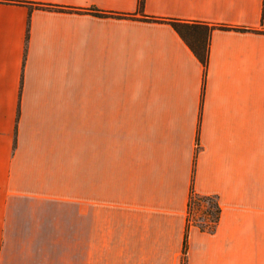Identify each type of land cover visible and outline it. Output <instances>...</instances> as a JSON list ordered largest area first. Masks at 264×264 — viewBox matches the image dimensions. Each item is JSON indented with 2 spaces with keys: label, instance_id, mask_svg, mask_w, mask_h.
<instances>
[{
  "label": "crops",
  "instance_id": "0c3cea01",
  "mask_svg": "<svg viewBox=\"0 0 264 264\" xmlns=\"http://www.w3.org/2000/svg\"><path fill=\"white\" fill-rule=\"evenodd\" d=\"M33 227L34 264H264V0H0V243Z\"/></svg>",
  "mask_w": 264,
  "mask_h": 264
},
{
  "label": "rangeland",
  "instance_id": "374dc122",
  "mask_svg": "<svg viewBox=\"0 0 264 264\" xmlns=\"http://www.w3.org/2000/svg\"><path fill=\"white\" fill-rule=\"evenodd\" d=\"M209 206L208 201L204 199L192 198L190 207L187 210L189 224L198 223L205 226V230L213 225L214 216L212 213L206 212V207ZM65 234L61 229H10L11 235L17 237H8V241L0 243V264H34V257L37 252L48 250L49 245L40 244L37 242L40 235ZM26 235V237H22Z\"/></svg>",
  "mask_w": 264,
  "mask_h": 264
},
{
  "label": "trees",
  "instance_id": "16d2710c",
  "mask_svg": "<svg viewBox=\"0 0 264 264\" xmlns=\"http://www.w3.org/2000/svg\"><path fill=\"white\" fill-rule=\"evenodd\" d=\"M144 0H138V10H141L142 5H143ZM92 12L96 13V14H108L106 12L103 11H99L97 9H91ZM117 15L120 16H132V14H127V13H117ZM144 18H148V19H152V20H167L168 22L171 23V25L177 29L182 35L188 37L190 35V37L192 38V48L194 49V52L196 53V55L201 59L202 62H206V49H207V42H206V34L207 31L209 29V26L206 23H200V22H196V23H192V22H187V21H182V20H178V19H166V18H156V17H150V16H144ZM220 27L226 28L229 27L227 25H218ZM214 27V26H211ZM237 28V27H235ZM198 29H200V37L198 36V32H196V30L198 31ZM196 197V199H204L208 201L209 206L206 207V212L207 213H212L214 216V220H213V225L210 226L209 228H207V231H211L214 229L218 217H219V212H220V207L219 204L216 200L215 196L212 195H200L198 193H196L193 188H190V193L188 196V202H187V210L190 207V204L192 202V198ZM188 213V212H187ZM187 221H188V225H189V219H188V214H187ZM196 226H198L201 230H205V226H202L198 223H195ZM186 235L184 236V241H183V248H182V258L186 252Z\"/></svg>",
  "mask_w": 264,
  "mask_h": 264
}]
</instances>
